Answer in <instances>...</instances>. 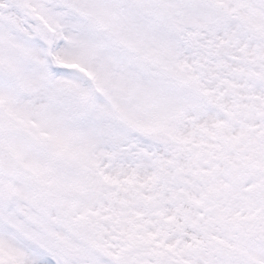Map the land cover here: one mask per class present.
<instances>
[{
  "label": "snow or ice",
  "instance_id": "1",
  "mask_svg": "<svg viewBox=\"0 0 264 264\" xmlns=\"http://www.w3.org/2000/svg\"><path fill=\"white\" fill-rule=\"evenodd\" d=\"M0 264H264V0H0Z\"/></svg>",
  "mask_w": 264,
  "mask_h": 264
}]
</instances>
